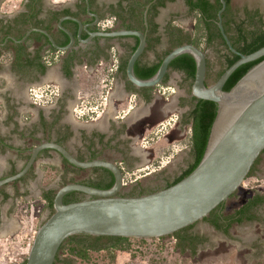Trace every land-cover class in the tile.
<instances>
[{
  "label": "water",
  "instance_id": "water-1",
  "mask_svg": "<svg viewBox=\"0 0 264 264\" xmlns=\"http://www.w3.org/2000/svg\"><path fill=\"white\" fill-rule=\"evenodd\" d=\"M220 1L222 5L217 12V25L228 48L238 58L211 84L205 82V51L192 43L172 48L151 77L141 79L135 75V62L146 46L149 5L143 12L144 30L117 28L90 31L85 25L88 36L83 38L80 19L66 15L59 19L58 27L69 36L70 41L60 46L46 30L31 29L43 33L59 50H68L75 43L71 31L62 25L63 19L78 23L76 38L82 44L91 42L94 37L138 38L137 46L130 54L125 68L127 80L135 87L150 88L158 85L163 81L171 60L182 53H189L196 63L191 94L199 99L216 102L218 108L206 149L195 168L177 182L147 193L121 194L122 171L114 161L99 157L80 160L64 145L53 140L41 141L31 147L23 165L14 173L0 178V186L23 177L37 162L43 149L55 150L79 168H105L114 180L108 188L77 181L58 187L52 201L53 211L37 227L25 264H53L61 244L74 234L130 238H158L172 234L206 217L244 181L255 159L264 150V81L257 91L250 94L238 93L237 89L250 78L255 77L256 82H259L261 74L264 75V58L250 67L228 91L223 90V85L238 66L262 57L264 45L247 54L232 47L221 22L225 0ZM29 32L20 40H24ZM72 191L84 193L87 197L64 203V195Z\"/></svg>",
  "mask_w": 264,
  "mask_h": 264
},
{
  "label": "crops",
  "instance_id": "crops-1",
  "mask_svg": "<svg viewBox=\"0 0 264 264\" xmlns=\"http://www.w3.org/2000/svg\"><path fill=\"white\" fill-rule=\"evenodd\" d=\"M103 1L107 2L112 10H117L115 4L119 0ZM176 2L177 0H174V2L166 3L165 7H160L154 18L160 34L166 40L168 37L164 33L165 26L180 21L179 18L175 20L177 16L173 15V12H178L177 7L174 6ZM121 3L123 7L126 5V2L121 1ZM179 9L180 12H184L183 2ZM166 10L168 13L164 15ZM20 36L18 34L10 39L6 46H0V177L5 175L3 174L4 170H18L25 162L30 148L45 140L58 141L72 153H75L76 150L87 153L88 146L96 152L101 149L102 157L105 159L116 161L117 164L122 162L123 159L118 153H113L114 151L108 149L109 144L112 143L108 137L114 132L112 129L114 124L112 120L114 119L111 115L107 112L96 121H83L74 117L72 109L79 97H89L98 93L99 84H96L94 76L101 72L99 70L101 62L107 63L112 54L117 55L123 62L129 50L128 47H124V43L132 45L134 39L102 38L95 43L80 44L68 50L54 51L48 43H44L43 38L35 36V34L24 40H20ZM125 40L127 41L125 42ZM162 51L149 50L145 52L141 57V62L155 61ZM176 73L169 70L168 79L163 82L174 85L175 92L169 97L162 98L153 93L154 87L138 88L130 85L126 74L119 68L114 73L115 83L110 97L111 103L118 101L123 104L130 93L136 95L135 107L125 118V124L129 126L128 132L122 134L121 131L120 134H117V139L123 140L127 136L136 142L140 135L144 137L147 132L151 131L152 121L155 122L158 119L160 121L167 114L173 112L180 115L179 123L174 125L168 134L169 139L176 140L171 143L178 144L181 148L169 158L165 164L167 168L160 172V176L165 178H167L168 172L173 173V169L179 165L187 166L191 160L189 145L191 127L190 123L184 121L187 119L186 116L191 106V84L188 80H183L180 85L174 79L170 81L171 74L175 75ZM51 81L56 82L60 87L58 99L48 105L32 103L28 88L33 84ZM33 139L38 141L28 148ZM161 139L151 143L154 144V148L157 144H163L160 142ZM151 144L144 148L139 143L130 146L129 154L133 155L135 166L153 162L151 156L155 152L153 147L150 149ZM135 146L136 148L132 150ZM167 151H163L159 157L162 158ZM55 160L57 161L50 164L59 166L60 155L58 153H55ZM45 161L40 155L33 166L32 172H35L34 169L37 171L38 180L43 176L39 167ZM157 169L159 170V168ZM28 182L22 186L23 190L31 191L32 188H37L38 184Z\"/></svg>",
  "mask_w": 264,
  "mask_h": 264
},
{
  "label": "rangeland",
  "instance_id": "rangeland-1",
  "mask_svg": "<svg viewBox=\"0 0 264 264\" xmlns=\"http://www.w3.org/2000/svg\"><path fill=\"white\" fill-rule=\"evenodd\" d=\"M22 1L23 0H5L0 6V12L2 14H7L9 12L12 14L15 12L16 7L22 5ZM46 1L48 5L57 4L61 1H64L65 3L73 2V0ZM181 3L182 0H177V2L174 3L178 12H173V15L177 16V18L175 17V20L179 18L180 21H175L171 24L180 27L185 32L192 33L194 20L191 16H187L184 12H180L181 10L179 7ZM231 3L232 7L237 9L246 5L249 7H256L260 10L264 18V0H231ZM167 13V10L164 11V15ZM126 41L127 40H125V42ZM201 46H203L206 51L208 60V76L206 82L207 84H211L215 81L214 78L216 73L223 66L221 52L218 50V44L213 45L214 47H209L203 41ZM168 47L169 43L165 45V49ZM107 64L108 62L100 65L99 70L101 72H99L97 76H94L96 84H99L100 78L102 77ZM179 77H182L179 73H176L175 75L171 74L169 80L172 81L174 79L176 83L178 82V84H182L183 82L180 81ZM100 87L101 86H98L97 91ZM153 91V93L158 96L166 98L165 95H160V93H158V86H154ZM127 103L128 99H126V102L123 104H120L118 101H115L114 104L117 108L119 107V109H125ZM164 118L165 117L160 121L159 119L155 122L152 121L153 124L152 128H150L151 131L149 133L147 132L146 136L152 135L151 133L153 130H155L157 125L163 121ZM173 127L174 126L168 128L167 132L159 135L156 139L158 140L162 138L160 142H163V144H157L156 148H154V144L152 145L151 143H154L156 140L149 143L151 144L150 149L153 147L155 154L151 156L153 162L146 164L149 167L144 170H137V167L141 166L140 168H143L145 167V164H138L139 166H135L136 163L133 159V155L129 154L131 145H136V143L141 145L143 139L141 135L136 142H133L134 140L132 141L128 138H124L123 140L120 138L118 140H113L112 143H116L118 147H121L123 151H126L129 160L128 163H124L123 160L120 162L125 169H128L127 174H125L126 187L122 188L121 192L128 195L129 192L138 194L139 192L156 190L186 167L185 165H179L176 169H173V173L168 172L166 174L167 178L160 176V172L167 168L165 167V164L161 166L159 170L157 169V165L159 164L158 161L161 159L159 155L166 150L168 151L163 156L169 155L172 150L176 148L175 145H178L171 143L176 142V140L173 141L172 138L169 139L170 136L168 133ZM128 129L129 126L127 127L126 133L128 132ZM36 141L38 140L33 139L28 148L34 145ZM134 148H136V146L133 147L132 150ZM99 153L103 155L101 149L99 150ZM43 156V159L46 161L39 167L42 170L41 172H43V176L40 180H38L37 171L34 169L35 172L30 173L26 180L20 181L17 184L9 183L3 187V189L9 190L10 194L7 199L0 200V206L2 209V221L0 223V264L22 263L27 256L37 227L51 213L41 197L43 186L50 187L49 190L56 191V189L64 182L69 180H85L89 179V176H91V172L88 169L79 170L68 166L64 167L62 162L58 166L60 171H53L51 168H46L44 165H52L50 163L56 162L55 155L53 156L54 159H48L47 155L44 154ZM165 158L166 157H164V159ZM166 160L169 159L166 158ZM8 172L9 171L4 170L3 174ZM60 172L64 173V177L61 179H59L58 175ZM27 182L30 184L33 182L34 184H38V186L37 188H32V190L28 192L27 190L22 189V186ZM17 191L21 194H18ZM254 193L264 195V152L260 154L259 161L256 164L254 171L247 176L234 193L223 202L222 213H232ZM80 197V199H82L87 197V195L85 194L84 197L83 195H80ZM253 213L259 217L258 220L234 223L226 234L213 228L209 225L208 221L204 219L195 222L192 227L186 229L187 233H191L192 235L201 238V242L195 246L194 250L190 246L179 244L178 237L172 234L158 238H146L143 243L136 242L137 244H134V249L139 250L140 254L136 260L127 262L126 264H264V204L259 206ZM66 242L67 241L64 243ZM90 253V261L84 262L74 256H70L65 249H61L58 253L59 256L56 264H112L108 260L107 251L91 250Z\"/></svg>",
  "mask_w": 264,
  "mask_h": 264
},
{
  "label": "trees",
  "instance_id": "trees-1",
  "mask_svg": "<svg viewBox=\"0 0 264 264\" xmlns=\"http://www.w3.org/2000/svg\"><path fill=\"white\" fill-rule=\"evenodd\" d=\"M121 1L122 0H119V2L117 3L118 9L111 10L110 13L116 15L119 18V20H121V24L123 28L133 29V23L122 15L124 7L122 6ZM167 1H172V0H156L155 2L149 4L148 12H147L148 26H147V34H146V46L144 52H142V54L135 62L134 65L135 75L141 79L149 78L156 72V70L158 69L161 63V60L172 48L184 43H192L195 46L201 48V44L204 41V43L207 46L218 44V45H222V47L224 48V52L221 54V56L224 59L222 63L223 66L216 73L214 78L216 80L221 75V73L238 58V55L232 52L228 48L217 25V20H218L217 12L222 5L220 0H214V2H210V0H185L186 4L189 7V10L193 11L194 13L195 21L193 24L192 33L185 32L180 27L174 26L172 24H167L165 26L164 33L168 37L169 47L164 51H162V53L157 56V59L155 61L150 63L141 62L142 59L141 57L145 53V51L154 50L155 43L160 41L161 34L158 30V24L154 21V18L158 14L159 8L165 6ZM38 2L39 0H32L31 3L29 2V4L27 2V5H29L32 9L31 17L34 18V21L36 20V22L40 21L42 23V19L36 18L37 10H34V7H36ZM149 2L151 1L143 0L140 3H137L136 5L129 7L132 11L137 12L140 20L139 22L136 23L140 26L142 30L146 28L143 21V12ZM229 2L230 0H225V8L221 12V22L223 25L224 32L226 33L232 47H234L236 50H238L241 53L247 54L263 46L264 18L260 14L259 10L248 9L246 7H243V10L241 12L237 8L232 7ZM57 19H58L57 15H54L51 21L54 22ZM67 22L70 21L68 20L63 21L62 24L64 25ZM34 34L35 36L43 38L44 43H48L50 45L48 39L45 37L43 33L35 32ZM120 37L123 38V37H133V36H120ZM133 38L135 39V43L129 46L128 55L120 65V68L124 71V73H125L127 60L138 43V38L136 37ZM66 41L61 42V45L66 44L67 43ZM51 49L54 51L57 50L53 46H51ZM263 58L264 55L256 60L246 62L238 66L224 83L223 90L228 91L250 67H252L254 64L259 62ZM195 67H196V63L194 57L189 53H182L171 60V62L169 63L168 71L175 70L182 72L184 74L185 80L190 81L191 84L194 79ZM168 71L166 72L162 82H165L168 79ZM129 84L134 87V85L131 82H129ZM191 100L193 102L192 107L188 111V114L186 116L187 119L184 120L185 122L190 123V127H191V132L189 136L191 160L187 164V166L181 170V172L178 175L173 177V179L165 182V184L160 188L169 186L177 182L185 175H187L191 170H193L201 160L204 151L206 149L212 122L216 116L218 105L214 101L199 99L194 96H191ZM46 150H50V149H43L41 152L44 153ZM262 152H264V150ZM28 155L26 156V159ZM96 156L97 154L92 153L91 157L93 158ZM259 156L255 159L247 176H249L254 171V168L259 161ZM62 163L64 167L70 166L72 168H77L72 164H70L63 157H62ZM117 165L119 166V164ZM44 166L46 168H51V170L53 171H57V172L60 171V168L55 165L54 166L44 165ZM99 168L101 167H94L95 170ZM102 170L108 174V180L105 181L103 180L100 182L96 181L93 182L92 184H94V186L96 187L108 188L112 185L114 178L113 175L107 169L102 168ZM31 171L32 168L26 174H29ZM14 172L15 170L12 171V173ZM22 178L23 177L19 179ZM74 181L76 180H69L67 182H74ZM67 182H64L63 184ZM77 182H81V181H77ZM79 193L81 192L72 191L65 194L63 197V202L67 203V202L79 200L77 198V195ZM142 193H147V192H141V193L139 192V194ZM54 194L55 191L49 190L48 192L43 193V195L41 196L45 202L46 207L49 208L51 212L53 211L52 201ZM128 195H135V194L131 193ZM263 204H264V195L254 193L251 196H249L232 213L223 214L222 213L223 203H222L218 205L216 208H214L203 219L208 221V223L211 224L215 229L226 234L228 233L229 228L234 223L258 220L259 217L255 215L253 212L256 211V209ZM192 225L184 227L183 229H180L172 233V235L178 237L179 244H182L183 246H190L194 250L195 246L201 242V238H198L197 236L192 235L191 233H187L186 229L192 227ZM145 240L146 238L74 234L69 236L65 240L67 241L66 242L67 244L64 243L65 241L61 244V246L59 247V251L61 249L63 250L65 249L70 256H74L75 258H78L84 262H89L91 250L92 251L104 250L107 251L108 260L112 264H126L127 262L136 260L138 255L140 254L139 250L134 249V244H137L138 242L143 243ZM58 253L54 259L53 264H56L58 261V256H59ZM25 261L26 259H24L20 264H25Z\"/></svg>",
  "mask_w": 264,
  "mask_h": 264
},
{
  "label": "flooded vegetation",
  "instance_id": "flooded-vegetation-1",
  "mask_svg": "<svg viewBox=\"0 0 264 264\" xmlns=\"http://www.w3.org/2000/svg\"><path fill=\"white\" fill-rule=\"evenodd\" d=\"M31 1L32 0H23L22 1V5L16 7L15 12L12 13V14L10 12L7 13V14H2L0 12V46L1 45L2 46L3 45L6 46L10 42V39H13L18 34L21 35L20 38H19V39H21L26 34V32H28L29 30H30V32L27 34L26 38H30V36H32L35 32H39V31H36V30H31L32 28H41V29L46 30L47 32H49L51 34V36L53 37L55 43L57 45L62 46L61 42L66 41V38H67V41H66L67 43L70 41L69 36L63 30H61L58 27L59 19L61 17H63V16H66V15L73 16V17H76V18L80 19V21L82 23L81 37H83V38L88 36V34H87L86 30H85V27H84L85 25H86L87 29L90 30V31L103 30V29L100 28L99 22H100V20L102 18H104L105 16H108V15H111V16L115 17L114 27L112 29L123 28V26L121 24V20H119V18L116 15L111 14L110 11L108 12V10H112V9L109 7L108 3L103 1V0H87V1L86 0H73V2H68V3H65L64 1H61L60 3L53 4V5H51V4L48 5L46 3L47 2L46 0H39V2L36 5V7H34V10H37L36 18L42 19V23L40 21L39 22H36V20L34 21V18L31 17L32 9H31V7L29 5H27V2L29 4V2L31 3ZM115 1H117V0H115ZM141 1H143V0H122V2H126V5L124 6V10H123V16H125L126 19L130 20L133 23V29L142 30L140 28V26L138 24H136V22L139 20L138 14L135 11H132L129 7L136 5L137 3H140ZM150 1L151 2H149L147 5L151 4L152 2H155L156 0H150ZM4 2H5V0H0V6ZM168 2H174V0L167 1L166 3H168ZM182 2H183L184 7H185L184 13L187 16H191L193 18V20L195 21L193 11L189 10V7L186 4L185 0H182ZM210 2H214V0H210ZM229 3L232 6L231 0H230ZM116 5L117 4H115V6ZM163 7H165V6H163ZM243 7H246L248 9H258L256 7H249L247 5L243 6ZM243 7L240 8V9L238 8V10L242 12ZM259 12H260V10H259ZM260 14L262 15L261 12H260ZM54 15H57L58 19L55 20L54 22H52L51 19H52V17ZM262 17H263V15H262ZM66 20H68L70 22H67L66 24H64V25L62 24V25L65 26L67 29H69L71 31L72 35L74 36L75 43H74L73 47L82 44L76 38L77 30H78V27H79L78 23L73 21V20H71V19H63L62 22L66 21ZM107 30H110V29H107ZM102 38L103 39H108V37H94L91 40V42H89L87 44L95 43L96 41H98V40H100ZM111 38H118V39L132 38V39H134L133 37H123V38H121V37H109V39H111ZM118 39H117V41H119ZM134 43H135V39L133 41V44ZM87 44H85V45H87ZM164 44L165 45L168 44V38H167V40H165L163 38V36L161 35L160 36V41L155 43L154 51H156V50L157 51L158 50H161V51L165 50V45ZM50 45L53 46L51 43H50ZM63 45H65V44H63ZM129 46L130 45H128L127 43H124V47H128V49H129ZM218 46H219V51L222 54L224 52V48L222 47V45H218ZM209 47H214V46L211 45ZM201 49L204 50L203 46H201ZM147 51H149V50H146L145 52H147ZM128 52H129V50H128ZM153 54H155V53L153 52ZM205 54H206V51H205ZM221 58H222L221 61L223 63L224 59H223L222 56H221ZM121 63H122L121 59H119L118 68L117 69L120 68ZM171 71H175V70H171ZM175 72L179 73L180 76H182V77L179 78L180 81H183V80L185 81V77H184V74L182 72H179V71H175ZM206 75L208 76L207 55H206ZM206 81H207V77L205 76V82ZM138 88H146V87H138ZM150 88H152V87H150ZM192 103L193 102L191 100L190 101V105L191 106H190L189 110L192 107ZM128 115H129V113L125 114L122 118H117V119L111 116L114 119V120H112L113 123H114L113 126H112V129L114 130V132H112L110 134V136L108 137L110 142L111 141L113 142V140H118L117 139V136H118L117 134H120L121 131H122V134L126 133L128 126L125 124V121H126L125 118H127ZM126 138H127V136H126ZM53 141H55V140H53ZM56 142H58V141H56ZM108 149L111 150V151H114L113 153H118L119 155H121L124 163H128L129 162L128 157H127L128 155H127L126 151H123V149L121 147L118 148V145L116 143L109 144V148ZM41 151H40V154H39L38 158L40 157V155H42V157H44L43 156V154H44V155H47L48 159H54L53 156L55 155V153H57L53 149L46 150L44 153H42ZM51 152H53V153H51ZM92 153L97 154V156L92 158L91 157ZM72 154L76 158H78L80 160L94 159V158H98V157L105 159L104 157H102L103 156L102 154H100L98 151L96 152V151L92 150L90 148V146L87 147V153L82 151V150H79V151L76 150L75 153H72ZM58 155H59V153H58ZM132 161H133V159H132ZM61 162H62V157L60 155V163ZM114 162L117 163L116 161H114ZM56 166H58V165H56ZM70 168H72V167H70ZM78 168L79 167L74 168V169H78ZM32 169H33V167H32ZM81 169H88L91 172V176H89V179L80 180L82 183L91 184V185L94 186V184H92L93 182H96V181L100 182V181H103V180L104 181L108 180V174L105 171H103L102 168H99L97 170H95L94 167L93 168H80L79 170H81ZM11 172L12 171H9L8 173L3 175L2 177L7 176L9 174H12ZM30 173H32V171ZM30 173L26 174L25 176H23L22 179H19V180L17 179L15 181L10 182V183L11 184H17L20 181H24V180H26L28 175H30ZM58 175H59V179L64 177V173H62V172L58 173ZM122 175H123V172H122ZM8 184L9 183L4 184L3 186H0V200L1 201L5 200V199H7L9 197V194H10L9 190L3 189V187L8 185ZM42 188H43V192H42L41 196L43 195V193L48 192L49 189H50V187H46V186H43ZM100 188H102V187H100ZM13 190H15V189H13ZM17 193H18V191H17ZM121 193L125 194L124 192H121ZM130 193L131 192H129V194ZM18 194H21V193H18ZM134 194H137V193H134ZM80 195H83V197H84L85 194L84 193H79L77 195L78 199L81 198ZM20 197H21V195H20ZM1 216H2V209H1V206H0V223L2 221L1 220ZM209 225H211V224H209ZM1 228H2V226H1Z\"/></svg>",
  "mask_w": 264,
  "mask_h": 264
},
{
  "label": "built area",
  "instance_id": "built-area-1",
  "mask_svg": "<svg viewBox=\"0 0 264 264\" xmlns=\"http://www.w3.org/2000/svg\"><path fill=\"white\" fill-rule=\"evenodd\" d=\"M115 17L108 15L102 18L99 22V26L101 29H112L114 27ZM118 61L119 58L117 55L112 54L111 59L108 61L107 66L104 69V73L100 78L99 86L100 89L96 95H91L89 97H79L75 105L73 106L72 112L76 119L83 120V121H96L101 118L105 113H109L114 118H122L125 114H128L134 107H135V100L136 95L134 93H130L127 97L128 103L125 109H119L114 103H111V93L113 91V86L115 83L114 73L117 71L118 68ZM102 64V62H101ZM160 95H165L168 97L169 95L173 94L176 90L175 86L172 84H165L158 85ZM60 87L56 82H44L41 84H33L28 88V94L32 101V103L36 105H48L56 101L59 97ZM180 121V115L177 112H173L167 114L163 121H161L155 130L151 133L152 135L143 137L141 142V147L144 148L150 142L156 140L159 135L164 134L167 132L168 128L176 125ZM176 148L172 150V152L167 155L163 156L159 164L157 165L158 168L166 164L169 159L175 152L180 149L179 145H175ZM164 157H166L164 159ZM145 167L140 168L137 167V170H144L147 169L149 166L144 165ZM119 167L123 172L122 175V188L126 187L125 181V174H127V170L125 167L119 163ZM154 170V169H152ZM135 174V173H133Z\"/></svg>",
  "mask_w": 264,
  "mask_h": 264
},
{
  "label": "bare ground",
  "instance_id": "bare-ground-1",
  "mask_svg": "<svg viewBox=\"0 0 264 264\" xmlns=\"http://www.w3.org/2000/svg\"><path fill=\"white\" fill-rule=\"evenodd\" d=\"M263 81H264L263 74H261V77L259 78V82H256L255 77L250 78L239 89H237V92L241 94H250L252 92H255L258 90L260 84H262Z\"/></svg>",
  "mask_w": 264,
  "mask_h": 264
},
{
  "label": "clouds",
  "instance_id": "clouds-1",
  "mask_svg": "<svg viewBox=\"0 0 264 264\" xmlns=\"http://www.w3.org/2000/svg\"><path fill=\"white\" fill-rule=\"evenodd\" d=\"M56 51H60V50H59V49H57ZM161 83H163V82H161ZM161 83H159V84H161ZM159 84H158V85H159ZM158 85H156V86H158ZM175 88H176V87H175ZM191 96H193V95L191 94Z\"/></svg>",
  "mask_w": 264,
  "mask_h": 264
}]
</instances>
